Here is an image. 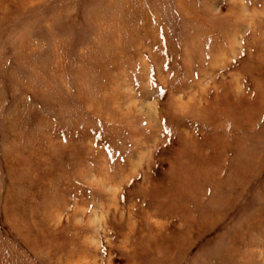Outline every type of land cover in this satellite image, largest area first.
Here are the masks:
<instances>
[{
  "label": "rangeland",
  "instance_id": "1",
  "mask_svg": "<svg viewBox=\"0 0 264 264\" xmlns=\"http://www.w3.org/2000/svg\"><path fill=\"white\" fill-rule=\"evenodd\" d=\"M0 264H264V0H0Z\"/></svg>",
  "mask_w": 264,
  "mask_h": 264
}]
</instances>
